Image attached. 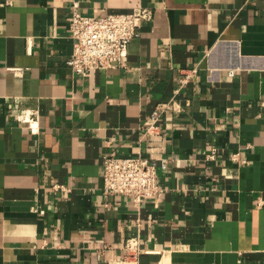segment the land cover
Returning a JSON list of instances; mask_svg holds the SVG:
<instances>
[{
  "label": "crops",
  "instance_id": "0c3cea01",
  "mask_svg": "<svg viewBox=\"0 0 264 264\" xmlns=\"http://www.w3.org/2000/svg\"><path fill=\"white\" fill-rule=\"evenodd\" d=\"M136 5L124 66L67 65L73 9ZM137 151L158 192L104 193ZM0 264H264V0H0Z\"/></svg>",
  "mask_w": 264,
  "mask_h": 264
},
{
  "label": "built area",
  "instance_id": "2783aa9c",
  "mask_svg": "<svg viewBox=\"0 0 264 264\" xmlns=\"http://www.w3.org/2000/svg\"><path fill=\"white\" fill-rule=\"evenodd\" d=\"M152 11L141 5L128 12L107 13L96 17L73 9L70 20V35L74 41L70 56L66 60L71 69L81 75H88L95 69H107L115 65L124 66L127 45L138 35L140 23L150 19ZM158 111H152L147 118L144 131L158 135ZM31 115L22 120L31 121ZM31 127V126H30ZM150 159L139 151L127 157L106 155L102 161V190L111 195L129 196L136 203L158 192L157 171L165 168V159ZM136 240L126 241V248L133 250Z\"/></svg>",
  "mask_w": 264,
  "mask_h": 264
}]
</instances>
